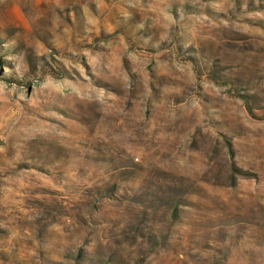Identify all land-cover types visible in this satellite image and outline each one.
<instances>
[{"label": "rangeland", "instance_id": "1", "mask_svg": "<svg viewBox=\"0 0 264 264\" xmlns=\"http://www.w3.org/2000/svg\"><path fill=\"white\" fill-rule=\"evenodd\" d=\"M0 264H264V0H0Z\"/></svg>", "mask_w": 264, "mask_h": 264}, {"label": "trees", "instance_id": "2", "mask_svg": "<svg viewBox=\"0 0 264 264\" xmlns=\"http://www.w3.org/2000/svg\"><path fill=\"white\" fill-rule=\"evenodd\" d=\"M0 66H1V64H0Z\"/></svg>", "mask_w": 264, "mask_h": 264}]
</instances>
